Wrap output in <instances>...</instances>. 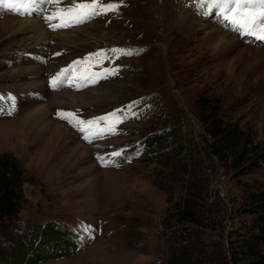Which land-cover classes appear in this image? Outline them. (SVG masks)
I'll list each match as a JSON object with an SVG mask.
<instances>
[{
	"label": "rangeland",
	"instance_id": "rangeland-1",
	"mask_svg": "<svg viewBox=\"0 0 264 264\" xmlns=\"http://www.w3.org/2000/svg\"><path fill=\"white\" fill-rule=\"evenodd\" d=\"M91 2L61 0L60 7ZM100 3L120 7L56 30L45 19L55 4L23 16L0 7V157L14 159L24 179L16 234L53 223L85 236L74 255L39 264H160L167 257L162 225L173 223L185 189L166 184L161 165L112 160L137 155L150 134L171 131L193 151L206 192L199 205L211 218L199 228L206 259L192 264H238L241 241L255 232L248 199L264 192V41L233 32L207 0L203 8L201 0ZM23 19L42 21L53 37L43 42L17 30ZM59 32L75 35L76 45L59 41ZM64 68L66 83L53 88L51 79ZM104 68L117 71L81 79ZM61 92L85 94L84 100L56 105L53 96ZM206 104L217 106L218 120L236 126L256 164L248 172L235 171L232 157L212 154ZM77 120L98 121L92 132L101 135L85 140ZM57 126L61 137L53 134Z\"/></svg>",
	"mask_w": 264,
	"mask_h": 264
},
{
	"label": "trees",
	"instance_id": "trees-1",
	"mask_svg": "<svg viewBox=\"0 0 264 264\" xmlns=\"http://www.w3.org/2000/svg\"><path fill=\"white\" fill-rule=\"evenodd\" d=\"M4 109L0 100V112ZM206 109H210V113L203 125L211 141L208 147L212 154L222 160L232 157L235 171L248 172L251 166H256L251 151L242 147L236 126L217 119V106L206 104ZM140 159L163 166L166 184L185 189L183 205L175 209L171 218L173 223L162 225L161 238L167 257L160 264H192L196 260L203 263L206 257L202 256L199 228L206 227L211 218L206 216L208 211L203 210L202 204L199 205L204 202L206 192L203 179L195 171L192 149L187 151L182 142L178 144L171 131H161L146 136L137 147V155L129 152L122 158H113L112 163L125 166L129 160ZM23 184L17 162L10 157H0V264H39L74 255L85 238L75 228L47 223L42 230L37 229L38 233L16 234ZM245 210L255 218V232L241 241L237 263L264 264V192L250 196ZM13 237L16 243L8 240ZM4 243L11 246L7 248Z\"/></svg>",
	"mask_w": 264,
	"mask_h": 264
},
{
	"label": "snow or ice",
	"instance_id": "snow-or-ice-1",
	"mask_svg": "<svg viewBox=\"0 0 264 264\" xmlns=\"http://www.w3.org/2000/svg\"><path fill=\"white\" fill-rule=\"evenodd\" d=\"M42 4H55L57 7L56 11L45 17L53 30L84 23L97 15L115 12L120 7V5L112 3L101 4L100 0H92L91 3H74L64 8L60 7L61 0H0V6L21 14H30L33 10L39 11ZM204 6L205 0H201L200 7L203 8ZM207 6L209 11L218 9L231 25L233 32L239 33L241 36H253L259 41H264V0H207ZM53 20L59 22L51 23ZM111 51L113 54L120 53L128 56L133 54L132 51L120 49H111ZM96 55L103 56L102 53ZM75 63L80 64L81 62L76 61ZM68 71L69 69H64L53 77L50 81L51 86L55 88ZM116 71V69L104 68L99 74L89 72L88 75L81 76V79H90L95 76L104 78L107 75H114ZM111 115L114 117L116 113ZM71 116V113L61 114V118L65 119ZM75 123L78 130L85 133V140L89 139L90 134L101 135V133L92 132L93 125L97 124L98 121L90 120L85 123L77 120ZM114 155L119 156L120 153L117 152ZM99 159L103 160V158Z\"/></svg>",
	"mask_w": 264,
	"mask_h": 264
},
{
	"label": "bare ground",
	"instance_id": "bare-ground-1",
	"mask_svg": "<svg viewBox=\"0 0 264 264\" xmlns=\"http://www.w3.org/2000/svg\"><path fill=\"white\" fill-rule=\"evenodd\" d=\"M17 24H18L17 30L22 31V29H23L24 32L32 33L34 39H38V40L44 42V41L50 39L51 37H53L51 34H49L47 32V29L45 28V26L42 24V21H40V20L23 19V20H18ZM70 31H72V30H70ZM57 38L59 41H62L64 43L68 42V44H73V45L74 44L76 45V43H77V39H76L75 35L74 36H72V35L67 36L65 34L60 33V34H58ZM84 95L85 94H72L69 92H61L59 94L54 95L53 99H55L56 105H59V104H60V106H65L66 104L74 105L78 101H83L84 99H82V97ZM41 115H43V113L39 114V117H41ZM62 128H63V126L62 127H60V126L55 127L53 130V134L61 137V135H60L61 131H59V129H62Z\"/></svg>",
	"mask_w": 264,
	"mask_h": 264
}]
</instances>
